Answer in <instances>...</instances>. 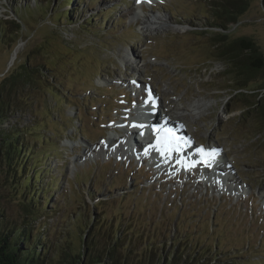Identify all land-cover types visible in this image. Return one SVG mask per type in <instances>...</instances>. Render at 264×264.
<instances>
[{"label":"rangeland","instance_id":"374dc122","mask_svg":"<svg viewBox=\"0 0 264 264\" xmlns=\"http://www.w3.org/2000/svg\"><path fill=\"white\" fill-rule=\"evenodd\" d=\"M210 3L0 0V19L21 26L19 37L5 26L0 80L26 61L42 71L35 87L0 101L9 106L0 142L17 127L32 154L15 150L4 160L0 147V220L42 234V264L86 258L83 239L91 235L93 248L105 252L111 221L130 238L127 264H146L151 249L150 264H163L172 250L177 258L188 254L178 264H264V70L234 90L240 81L212 51L222 29L209 26L216 21ZM142 17L158 24L144 25ZM227 32L247 36L264 54L260 0ZM146 88L162 99L163 112L173 107L163 117L181 118L187 133L173 148L161 143V155L124 143ZM109 136L116 142L108 147ZM183 138L195 152L181 148ZM204 146L231 165L236 188L203 176L213 163L209 156L200 163ZM25 174L41 192L24 186Z\"/></svg>","mask_w":264,"mask_h":264},{"label":"trees","instance_id":"16d2710c","mask_svg":"<svg viewBox=\"0 0 264 264\" xmlns=\"http://www.w3.org/2000/svg\"><path fill=\"white\" fill-rule=\"evenodd\" d=\"M209 1L211 2L210 15L212 19L216 20L215 22H211L209 26L222 29V32H215L213 35L214 42L212 43V51L215 53V57L222 60L228 67V72L233 75L234 81H240L237 82L234 90L242 92L245 90L244 84L246 80L253 77L255 73L264 70V54H262L255 42L247 36L229 38V32L227 31L231 24L238 22L239 17L248 9L251 0ZM260 2L264 9V0H260ZM24 8H27V6ZM16 10L17 6L14 10V15L18 16V11ZM38 11L41 10L38 8ZM16 20L17 19L13 18H10L9 20L0 19V40L6 38L5 34L7 31L5 26L8 25H12L13 31H11V33H14L16 37L21 35V26ZM38 72L42 71L35 70V68L27 61L7 70L3 78L0 80V101L4 99L3 96L5 95H14V93L20 88L29 89L30 87H35L33 85H37V81L39 80L35 73ZM43 74L45 75V70H43ZM262 86L264 89V84H262ZM260 98L264 105V90ZM254 104H257V102ZM7 106L8 104L0 103V126L7 119L6 117L9 108V106ZM5 134L6 135L1 137L0 142L1 157L4 156V160L6 157L14 155L13 152L15 150H17V155L21 150L24 156H32L30 149H28L23 143V132L21 129L11 127L5 132ZM17 141L19 146H15ZM18 159L21 165V158L18 157ZM27 175L28 174H25L24 186H31V188H33L32 192L35 190L41 192V190L37 189V186H32L30 181L31 176ZM94 208L98 213L101 211L98 209L97 205H94ZM31 209L35 212L33 217L36 216V210L34 208ZM28 226V230H26V227L23 225L16 226L15 228L5 227L0 220V264H42V256L39 250L42 246L39 237H41L42 234L30 235L32 227L31 225ZM108 227L107 229L109 230H107L108 232L106 234L108 244L105 247V252H97L93 248V245L90 243L92 242L93 237V235H91L90 237H85L83 239L82 255L86 253V258L73 255L71 262L68 264H127V257L131 250L125 246V242H128V245H130V238H125L126 232L124 235H120V228L118 227L116 229L114 222L111 221ZM175 241L176 240H173V243H175ZM124 247H126L124 254L117 253V249H122L123 251ZM175 251L176 250H172V252L167 255L163 264H178L181 257L185 259L188 257V254L184 253L181 254L180 258H177V256L174 255ZM153 253H155V249L148 251V256H145L146 264H150L151 261L149 257L152 256ZM193 257L194 254L191 258ZM75 258L79 259L76 260ZM218 263L219 260H216L215 264Z\"/></svg>","mask_w":264,"mask_h":264},{"label":"bare ground","instance_id":"6f19581e","mask_svg":"<svg viewBox=\"0 0 264 264\" xmlns=\"http://www.w3.org/2000/svg\"><path fill=\"white\" fill-rule=\"evenodd\" d=\"M150 19L148 20V18L147 17H142V23L144 24V25H146V24H148V25H150V24H155V23H157V21H152V19H156L157 17L156 16H152V19H151V17H149ZM158 24V23H157ZM18 49H19V47L17 48V49H15V52L14 53H16L17 54V51H18ZM141 68V67H140ZM138 70H140V69H138ZM135 85V84H134ZM140 87V86H139ZM141 90V89H140ZM156 99H157V102L161 105V106H163L164 104H163V101H162V99L160 98V97H158L157 95H155L154 96ZM166 107V106H165ZM174 109H177V108H174ZM165 112H167L168 114H173V107H171V108H167V110H165L164 111V114H165ZM167 114V115H168ZM165 116V115H164ZM167 118V117H166ZM170 120H172V119H169V118H167V121H166V123L165 124H163L159 129H157L156 127H154V132L153 133H155V138L154 139H160V138H164L165 136H169L170 137V135H168L167 134V132H166V130H163V126L164 125H170V126H173L175 129H176V134L175 135H172L171 137H175L176 139L177 138H179V137H182V134H183V136H186V132H185V127L183 128V125L181 124V122H183L182 120H181V118H178V117H176L175 118V121H170ZM127 125H130V127H131V129H132V127H134V124H131L130 122L129 123H127ZM136 127V126H135ZM141 128H143V129H145V133H149V129H148V126H139L138 127V130L139 129H141ZM130 129V130H131ZM132 133H133V131H132ZM152 133V132H151ZM125 136H126V138L128 137V139L127 140H125V145L127 144V141H129V139H131V135L130 134H128L127 133V131L124 129V133H123ZM145 137H143L142 139H144ZM134 140H135V144L137 145L136 147H138V146H144V143H142V142H140L139 141V139L137 138V137H135L134 138ZM132 141V140H131ZM144 141H147V143L150 145V144H152V143H154V140H153V137H149L148 139H144ZM153 141V142H152ZM116 142V140L113 138V137H111V136H109L108 137V139H105L104 140V144L106 143V145L108 146H111L112 144H114ZM181 143H183L184 145H186L187 146V150H186V152H195V145L194 144H190V142L189 141H187V140H185L184 138H183V140H182V142ZM108 146V147H109ZM124 146V145H123ZM126 147V146H125ZM184 147V146H183ZM135 149H137V148H135ZM183 149V148H182ZM107 150H109V149H107ZM200 150H201V152L203 153V156H202V158L204 157H207V156H209V157H211L213 154H214V149H211L210 147H201L200 148ZM120 151V150H119ZM143 152V151H142ZM184 152V151H183ZM205 153V154H204ZM219 153V152H218ZM198 155V154H197ZM215 155V154H214ZM221 156L222 155H220V154H218L217 155V160H215V159H213L212 160V162L214 163H212V167H211V171L209 172V170H206V171H204L203 172V176H205L206 177V175L208 174V175H211V176H213L214 178H216L217 180H219L220 181V183L222 184V185H227V184H230V185H232L233 187H235L236 188V185H234L235 184V179H234V177H233V175H232V171L230 170V168H231V165L226 161V160H223L222 158H221ZM210 160H211V158H209ZM208 159V160H209ZM206 162H207V160H205ZM157 162V161H156ZM184 162H185V159H184ZM163 171H165V169H163L162 170V172Z\"/></svg>","mask_w":264,"mask_h":264},{"label":"water","instance_id":"95a60500","mask_svg":"<svg viewBox=\"0 0 264 264\" xmlns=\"http://www.w3.org/2000/svg\"><path fill=\"white\" fill-rule=\"evenodd\" d=\"M261 3V2H260ZM263 8V7H262ZM264 10V9H263ZM15 16V15H14ZM16 17V16H15ZM14 19V18H13ZM17 19V18H16ZM10 60H11V57H10ZM10 60H9V65H10Z\"/></svg>","mask_w":264,"mask_h":264}]
</instances>
